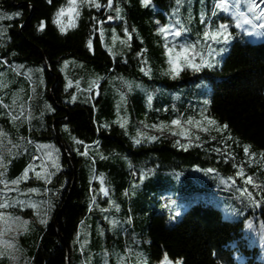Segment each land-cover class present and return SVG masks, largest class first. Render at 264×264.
<instances>
[{"label":"trees","instance_id":"1","mask_svg":"<svg viewBox=\"0 0 264 264\" xmlns=\"http://www.w3.org/2000/svg\"><path fill=\"white\" fill-rule=\"evenodd\" d=\"M98 1L100 9L81 5L76 27L62 33L53 18L68 0H53L52 4L47 0H0V10L21 13L12 21L5 19L0 26L6 29L0 41V67L12 68L20 63L42 70H36L33 82L27 77L28 83L36 86L31 100L30 86L24 84L28 94L25 102L30 105L36 99L29 107L33 117L21 122L19 116L16 126H10L2 116L0 103V139L10 141L12 134L16 136L9 144L7 165L0 172L4 181L0 183L1 200L11 194L8 190L13 180L19 181L13 193L21 190L17 187H25L26 183L20 181L25 169L22 160L29 155V161H41L39 142L51 147L56 155V167L49 168L50 173L39 183L38 190L47 192L45 197L35 199L33 193L23 197L41 203L46 198L44 203L50 205L47 214H36L28 229L18 230L14 236L18 237V246L11 243L17 257L9 249L7 256L0 257V264H11L14 255L20 264H86L78 241L86 237L83 231L89 228L87 222L93 213L100 211L96 202L108 200L99 195L100 177L105 179L108 195L123 206L128 224H133L134 239L138 238L152 264L164 257L183 264H264L256 240H247L243 234L245 225L252 223L243 222L246 216L227 212L219 197L210 196L212 173L206 171L232 175L230 163L242 162L246 148L248 156L252 153L264 163V42L253 44L238 37L221 67L196 75L181 72L180 78L173 80L166 75L173 67L167 50L175 47L181 51V35L178 40L174 35L181 32V2H193L188 13L196 19L203 12L199 2L215 0H181L179 5L176 0H153L147 9L142 0H112L111 8L107 7L108 0ZM42 22L44 30L40 31ZM162 27L169 31L162 34ZM103 28L107 35L122 38L121 52L113 47L108 52L102 46ZM69 59L83 67V73H93L97 79L87 83L71 73L64 79L61 66ZM144 74H153L152 83L163 90L155 99L153 114L146 111L143 96L135 95L130 88L133 81L150 84ZM10 77L15 79L16 75ZM109 78L115 80L113 87L118 90L119 101L124 100L120 102V122L112 117L111 93L110 97L101 93L94 97L96 87L100 84L103 91ZM69 81L72 87L66 91ZM205 82L210 85V98L201 117L215 123L214 128L205 124L208 136L199 141L200 148L195 144L181 149L165 131L155 143L146 139L138 145L133 142L137 131L145 130V116L167 126L176 120L179 113L174 115L168 110L173 106L175 89ZM73 95L77 97L75 103L70 102ZM15 127L20 129L19 135L13 132ZM84 151L86 156L82 155ZM34 203L36 208L42 205ZM164 204L171 209L186 205L187 210L172 220L170 214L159 210ZM42 219L46 223L42 224ZM92 232L95 234V230ZM261 248L264 250V245Z\"/></svg>","mask_w":264,"mask_h":264},{"label":"rangeland","instance_id":"2","mask_svg":"<svg viewBox=\"0 0 264 264\" xmlns=\"http://www.w3.org/2000/svg\"><path fill=\"white\" fill-rule=\"evenodd\" d=\"M97 2L99 1L97 0ZM254 2L258 6V10L264 9V4H262L260 0H254ZM200 4L203 7V12L202 14H199L196 19H194V16L189 15L188 13L191 6L193 5V2H181L182 34L181 44H179V46H192L190 51L194 50L200 54L193 57L197 64L202 62L201 56H203L204 59L213 62L215 67L203 68L200 71H195L194 69L185 66L183 61H181L182 73L196 75L201 74L206 70L209 71L221 67L223 59L229 52L230 45L238 37H243L246 41L254 44L264 41V19H260L259 15L254 16L248 11L247 0H215L214 2H199V5ZM0 13L6 12L0 10ZM240 13H243V16H240ZM67 19V17H64L65 21ZM7 20L9 21V19ZM12 20L13 19L10 21ZM246 20L248 23H245ZM4 21L6 20H0V26ZM221 23L229 24L228 31L231 33V36L229 37V41L227 43H225L222 39L219 42H216L204 37L203 34L205 31H209L214 34ZM237 23L240 24L239 28L236 26ZM249 32L252 34L248 35ZM2 36H0V41L3 39ZM101 36L102 46H104L108 52L111 50V47L115 49V52H121L120 48L123 45H119V42L122 43L123 40L119 35L111 36L110 33L107 35L106 30L103 28L101 31ZM193 36L196 39H192ZM179 37H176L175 40H178ZM190 42L191 44H189ZM209 47L216 49L217 51L223 48L224 51L219 56L216 55L215 52L209 55ZM64 63L66 64L64 65ZM19 65H23V67H0V73H2V75H0V103L4 110L2 116L10 126H16L14 123L17 117L19 118V116L22 119L21 122L23 120L25 121L28 117L34 116L32 112H29V107L34 105L36 99L34 97L30 105L25 102V96H28V94L26 95L24 84L27 83L30 86L29 97L31 100L32 93L35 92L36 86L33 88L32 85L28 83V79L33 82V78H36L37 76V69L20 63L13 64V66ZM62 65L65 66V68L61 66L64 79H66L70 73V75H80L87 83L97 79L93 73H83V67L78 66L74 60H65ZM11 74L13 76L16 75L17 79L10 77ZM144 75L148 79L147 81L151 83L147 84L143 81H133V86H131L133 90L132 93L135 95L137 94V96H143L146 111L153 114L155 111L154 106L157 104L155 99L158 98V92H162L163 90L156 86V84L152 83L153 74ZM170 75L172 78V76L175 74L172 73ZM179 78L180 75L175 79H172L177 80ZM114 83L115 80L113 78H109L107 83L103 84V91L99 89V84L95 89L96 93L94 97L98 98L100 93L101 96L104 94V97H106L109 95V93H111L112 99L110 98V101L113 114L112 117H116L117 121L120 122V117L122 115L120 102L124 103V100L119 101V93L118 90L113 87ZM149 95L152 96L151 101L148 100ZM209 98L210 85L206 82L183 87L182 89L181 87L175 89V94H172L171 96L173 106L168 107V110H170L171 114L174 115L176 112H178L179 115L175 118L176 120L179 119L181 123L177 125L175 123L176 120H174L168 126L164 125V122L156 124L150 120L149 117L145 116L143 124L145 130L137 131V139L140 141L146 139L149 143H155L159 139L157 136H162L161 132L165 131L168 136H172L174 140H177L179 145H183V147H181L178 146L177 143V147H180L181 149H185L188 146H199V141L204 140L208 136L206 131L208 127L206 125L214 128L212 123L209 122L210 120L201 117V114L206 111ZM5 105H7V107H5ZM15 110H17V112ZM189 121H191V123H189ZM13 132H16L17 135H19V132L21 131L20 129L16 128L13 129ZM149 133H152V136ZM12 137L13 138L10 141L0 139V157H2V159H0V172L6 167V159H9L11 155L9 144L13 142V139L16 136L12 134ZM31 137L33 138L32 135ZM150 137H155L156 139H150ZM133 142L138 145L135 139H133ZM204 142L208 143L210 140L202 141V144H205ZM39 144H41L40 149L42 151L40 153L41 161H29V155L24 157L22 160L25 165V169L23 170L22 179L20 181L26 183L25 187L19 186L16 189L21 190H19V192L13 193V187L19 185L18 183L13 184V186L8 190V192H11V194L6 195L5 199L1 200L0 198V203L6 204L5 208L0 209V213H3V217L0 218V251L5 253L3 256H7L10 249L11 251L15 252L17 257L15 247L10 246L11 243H16L18 246V237L16 238L14 236L18 230H23L25 227L28 229V227L32 225L36 214L44 212V215H46L49 208V205L46 206V203H44L46 202V198L42 203L39 201V199H35L39 195L45 197L47 194L45 190H38V187L40 181L44 180L45 176L50 173L49 168L53 169L56 167V155L54 154V151L51 147L42 145L44 144L43 142H39ZM221 147H223V145ZM247 151H249V149H247ZM247 151H245L243 156H241L243 159L242 162L236 161L240 164V166L239 164L233 165L230 163L232 165L233 174L225 175L227 177L224 179V184L220 183L221 178H216L212 182L213 184L210 191L213 196L211 194L210 196L219 197L217 200L221 202L223 209H226L227 212L232 214L237 213V216H246L244 222L248 223L250 221L252 225H245L243 228L244 237L252 238L257 241L259 246H263L264 163L252 153H250L251 155L248 156L249 153ZM247 157L250 160L249 163H246ZM38 172L40 173L39 178H37L36 175ZM209 173H212L211 175H213L214 171ZM249 179H251V183H249ZM50 180L51 179H49L48 183ZM36 184L38 186H36ZM98 186L100 188L99 195L103 199L107 197L108 200L104 203H101V201L104 200H99L96 202V209L98 207L100 211L93 213L92 219L87 222V226L89 225V228L83 231L84 233H87L85 234L86 237L82 238L81 242L78 241L79 248L82 250L84 258L86 259V264H152L148 259L145 250L142 248V246L140 247L138 238L137 240L134 239L135 235L132 232L133 224L132 222L128 224L129 220L126 219V216L122 212L123 206L117 205L109 195H104V193L101 191V180L99 181ZM31 188H35L37 191L29 192L28 189ZM103 188L109 193L104 178ZM28 194L34 195L35 199L32 201L23 199V197L26 198ZM8 199H12L14 203L12 201L10 202ZM22 201L24 202L23 204H21ZM34 202L42 205H39L36 208ZM100 204L103 205L100 206ZM32 205H34V207ZM116 206L119 207V211L116 210ZM29 209L30 211H28ZM6 210H8V212ZM159 210L170 214V218L173 220V217L176 218L182 215V213L187 210V206L181 205L175 209H171L168 205L164 204ZM19 212L22 213L20 214ZM177 213L179 215H177ZM15 217H19L20 219L15 220ZM95 223H97V225H95ZM93 230H95V234L92 232ZM82 236H84L83 233ZM128 236L130 237V240H128ZM98 242L100 243L99 245ZM135 245L137 248H135ZM15 255L13 256L11 264H20L17 263V261L15 262ZM168 261H170L171 264H180V261L178 260L172 261L168 259ZM158 264H165V257Z\"/></svg>","mask_w":264,"mask_h":264},{"label":"snow or ice","instance_id":"3","mask_svg":"<svg viewBox=\"0 0 264 264\" xmlns=\"http://www.w3.org/2000/svg\"><path fill=\"white\" fill-rule=\"evenodd\" d=\"M47 2L49 4L53 3V0H47ZM143 2V6L147 9L149 8V6L152 4L153 0H142ZM181 2V0H176V4L179 5ZM260 2L262 4H264V0H260ZM81 5H88V6H94L96 9H100L101 8V4L99 2H97V0H68L67 2V6L66 7H61L59 8V10L56 12L55 17L53 18V23L59 26L60 31L63 33L65 32L69 27L71 28H75L76 27V19L79 17V7ZM107 7L111 8L112 7V0H108L107 3ZM247 7H248V11L250 13H252V15L256 16L259 15L260 19H264V9H259L258 10V6L257 4L254 2V0H247ZM21 15L20 12H15L12 14H7V13H0V20L3 19H13L14 17H19ZM118 15H119V10H118ZM215 15V13H214ZM240 16H243V13H240ZM64 17H67L68 19L65 21ZM120 19H122V17H119ZM109 20L112 19L111 16L108 17ZM239 19V17H238ZM245 23H248V21L246 20ZM238 28L240 27V24L237 23L236 25ZM40 31L44 30V24L43 22L38 26ZM229 29V24L228 23H221L217 30L215 31V33H211L209 31H205L204 32V37L207 39H210L212 41H216L219 42L221 39L227 43L229 41V37L231 36V33L228 31ZM125 32H128V28L125 27L124 28ZM169 31L168 28H161V33H167ZM4 32H6V29H0V36H2L4 34ZM182 33L180 31H176L175 35L177 37H179ZM252 33L249 32L248 35H251ZM166 40L168 39V37L165 35L164 37ZM129 48L131 47V44L129 43ZM88 47L91 48L92 47V41L89 40L88 41ZM192 46H185V45H180V48L182 49V51L177 52L175 47H168L167 53L168 56L170 58V63L172 64V68L170 69V71L168 73H166V75H170L172 73H174L175 75L172 76L173 79H175L177 76H179L181 74L182 71V67H181V63L179 61H183L184 65L187 67H190L192 69H194L195 71H200L203 68H214L215 64L213 62H211L210 60L204 59L203 56H201V60L202 62L197 64L195 59L193 58L196 55H200L199 53L195 52L194 50L190 51V48ZM224 49L221 48L218 51L216 49H213L211 47L208 48V53L209 55H211L213 52H215L216 55H221V53H223ZM13 55H15V53H13ZM138 55H143L142 53L138 54ZM12 67H23V65H19V66H12ZM37 71H42L40 69H37ZM143 71V69H142ZM0 75H2V73H0ZM42 82V80H41ZM79 82H77L78 84ZM72 87V83L71 81H69L67 87H66V91L67 88H71ZM131 87V86H130ZM152 96L149 95L148 96V100L151 101ZM77 100L76 96H71V103H75ZM5 107H7V105H5ZM49 110L50 111H54V109H51L50 106ZM175 123L177 125H179L181 123V121L179 119H177L175 121ZM189 123H191V121H189ZM212 123H215V121H212ZM225 128H227V125H224ZM65 131H67V128H65ZM73 140H76L75 137H72ZM150 139H156L155 137H150ZM77 144H83V141H76ZM97 143H99V141H97ZM136 143L139 144L140 140H136ZM178 146L183 147V145H179ZM57 152L59 151L58 149L56 150ZM77 151L79 152V149H77ZM245 151H247V148L245 149ZM87 151H84L82 153V155H87ZM103 158V157H101ZM0 159H2V157H0ZM208 172H212L214 171V169H208L206 170ZM94 172V169H93ZM37 178L40 177V173H36ZM0 176H3V173H0ZM97 177L95 175H93V179H96ZM144 177L142 176L141 179H143ZM231 179V178H229ZM101 180V191L104 193L105 196L108 195V192L106 189L103 188V177H100ZM0 183H4V181L2 179H0ZM12 184H17L18 181L17 180H13L11 182ZM220 183L224 184L225 180L223 178L220 179ZM249 183H251V179H249ZM29 192H36L37 189L35 188H31L28 189ZM125 195H127V193H125ZM93 203H95V197L92 198ZM24 202L22 201L21 204H23ZM34 207V205H32ZM6 204L5 203H0V209L5 208ZM50 207V205H49ZM116 210L119 211V207L116 206ZM177 215H179L177 213ZM3 217V213H0V218ZM19 217H15V220H19ZM107 219V217H106ZM173 219H175V217H173ZM42 224L46 223V220L42 219L40 221ZM26 223V222H25ZM115 223V222H113ZM11 246V245H10ZM5 253L3 251H0V256L4 255ZM165 264H171L170 261H168L167 257H165ZM180 264H183V262L181 261Z\"/></svg>","mask_w":264,"mask_h":264},{"label":"bare ground","instance_id":"4","mask_svg":"<svg viewBox=\"0 0 264 264\" xmlns=\"http://www.w3.org/2000/svg\"><path fill=\"white\" fill-rule=\"evenodd\" d=\"M225 177H227V176H225L224 174H221V173H217V172H214V174L213 175H210L209 176V178L211 179V181L213 182L216 178H223V179H225ZM263 263H264V261H262Z\"/></svg>","mask_w":264,"mask_h":264}]
</instances>
